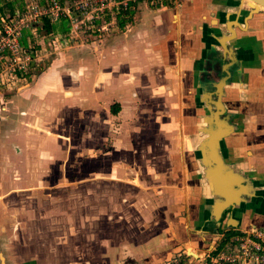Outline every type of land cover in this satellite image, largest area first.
I'll return each mask as SVG.
<instances>
[{"label":"crops","instance_id":"obj_1","mask_svg":"<svg viewBox=\"0 0 264 264\" xmlns=\"http://www.w3.org/2000/svg\"><path fill=\"white\" fill-rule=\"evenodd\" d=\"M249 10L239 0H184L176 9L140 0L116 22L118 33L56 50L53 64L14 96L18 114L9 130L20 145L9 143L11 164L0 167V187L44 191L87 183L94 186L87 199L105 201L81 215L48 212L53 196L24 198L19 216L3 202L7 218L43 224L28 235L30 243L42 240L43 256L28 257L8 241L0 264H204L213 245L222 247L240 230L264 229V9ZM65 21L43 27L62 34ZM66 110L72 136L57 131ZM212 130L225 133L217 141L218 184L206 156ZM69 150L88 166L83 176L74 167L77 176L64 182L61 160ZM52 157L61 170L53 180L59 168L51 170ZM217 186L237 202L216 211L224 200ZM83 222L86 240L97 247L93 261L76 247L74 259L52 260ZM100 224L114 242L110 232L94 240Z\"/></svg>","mask_w":264,"mask_h":264},{"label":"rangeland","instance_id":"obj_2","mask_svg":"<svg viewBox=\"0 0 264 264\" xmlns=\"http://www.w3.org/2000/svg\"><path fill=\"white\" fill-rule=\"evenodd\" d=\"M68 1V0H67ZM144 3H147L146 0H142ZM33 2L35 4L43 3L44 0H0V16L3 15H12L15 13V11H20L24 7L25 3ZM61 2H66V0H61ZM184 2V0H183ZM182 2V3H183ZM153 6V5H151ZM178 8V7H177ZM176 9V8H171ZM128 12V11H127ZM126 13H119L123 14L122 16L126 15ZM114 13H108V14H101V17L98 18L99 20L96 24V26L103 25V28H100L99 30H95V27H92L90 29H86L87 27L82 26L80 29H76L75 33L70 32V26L68 24V21L66 20L63 24L64 27L60 29L59 31H62V34H48V32L45 31L43 27V20L45 18H39L33 23V34L31 33L30 29H25L22 32L23 37L25 38V41L23 45H26L27 39L30 38L29 45L31 47V50L35 51V56L32 60V64L30 65L29 69L21 75L18 76H12L14 78L10 79L7 75L3 76L2 82L0 83V167L1 168H7L10 163V159L6 156L9 152H11V147L9 144L11 141L16 143L17 145H20L17 140V136L12 135V130H9V127L13 129V117L12 115L18 114L14 113L13 106H16L15 103H18V101L14 100L15 94H19V91L23 88L21 86L29 83L33 77L36 76L40 71L44 70L46 67H50L54 62L55 56L58 55L56 53V50L61 47H68V46H76L79 41H90L93 40L94 37H96V40H102L105 33L109 32H116L118 33L120 31L119 28H116V20ZM122 18V17H121ZM43 19V20H42ZM47 19V18H46ZM111 19L114 21L111 23ZM49 22H53L49 19H47ZM56 21V20H55ZM84 24H86L84 22ZM88 25V24H87ZM111 25V26H110ZM60 27V26H59ZM57 27V28H59ZM111 29V30H110ZM30 32V33H29ZM11 107V108H10ZM144 107V106H143ZM71 110L65 111L66 119L63 123L59 124L58 130L65 134L66 131L72 135H74L73 131L76 129V127L73 125L70 126L69 123L72 122L71 117ZM22 115L23 113H19ZM24 115V114H23ZM22 115V116H23ZM11 120V121H10ZM10 121V122H9ZM68 123V124H67ZM11 125V126H10ZM66 130H65V128ZM35 128V127H34ZM9 132V133H8ZM15 140L17 142H15ZM81 147V146H80ZM66 149V148H65ZM74 156V150L65 152V155L63 157V160H61V163H63V169L64 172L62 173V177H64V182L69 181L71 182L73 178H75L78 174L81 176L86 175L83 170L87 169V158L86 157H79ZM21 158H16V160H20ZM37 161H33V166L36 165ZM11 164V163H10ZM59 162L56 160L55 157L51 158V170L53 172L55 171V167L59 168L57 166ZM18 165H21V162H18ZM77 166V167H76ZM50 167V165H49ZM78 168L80 173H77L78 170H74L73 168ZM48 169V168H47ZM82 169V172H81ZM55 175H52L50 177L51 180L55 179L56 177L59 178L61 175L58 176V170ZM61 171V170H60ZM38 172H35L37 175ZM77 173V175L75 174ZM35 174H32V179ZM50 175V174H49ZM2 177V174H0V179ZM20 180L19 183H23V180L25 178L24 174H19ZM37 177V176H35ZM63 179V178H62ZM77 180V179H75ZM19 186V185H17ZM22 186V185H21ZM111 188L114 189V187L111 186ZM131 188H129V191ZM94 186H88L87 183H82L78 188L71 189L70 186L66 188L64 186L63 188H48L46 190L42 189H36V190H29V189H23L22 187H12L10 185H4L0 187V247L5 248L8 244V241L12 243V247H20L23 246V249L21 250L22 253L25 255V253L28 255V257L33 256H43L41 252L43 249H40L39 246L42 243V240H39L38 236H34V238L31 239V243L29 242L30 237L29 231H36L41 228V225H43L40 221H24L23 219H13L11 217L8 218L5 216L7 211V204H2L3 202L10 203V205L14 208V211L17 212V215L19 216L20 211L23 210L22 202L23 200L26 201L24 198H30V199H36L37 197L44 198L46 196H53V198H57L56 200L51 201V203H48L46 205L48 212L50 213H69L71 214L73 211L77 214H87L88 213V205H100L101 202L105 201V199H101L100 202L91 201L87 199V195H94ZM118 190V189H116ZM108 196V194H106ZM117 196V194H115ZM113 197V196H111ZM80 201L79 204H77ZM21 202V203H20ZM20 203V204H19ZM120 203V202H119ZM52 206V208L50 207ZM118 207L119 205L116 204ZM115 206V207H116ZM30 208L33 209L32 206L25 205L24 208ZM35 207V206H34ZM35 211V210H34ZM36 212V211H35ZM22 214V213H21ZM85 219V217H83ZM30 225V226H29ZM59 225V223H57ZM79 225V236L75 237L73 240L71 237H65L63 238L64 242L63 245H60L59 248H62L63 250H66L63 253H54L52 255L51 259H58V260H72L74 257L77 256V254H73L72 250L80 249V256L84 260L90 259V261H93V249L97 248L95 247V243L90 244L88 243L87 239V231H88V222H83ZM52 226L54 228H58L54 223H52ZM29 227L31 229H29ZM103 224H100L97 227V230L100 231L95 235L94 240L103 239V237L107 236L109 232L111 233V242H114L116 238H112L113 231L106 229H103ZM115 228H118V226H115ZM53 231V230H52ZM58 232V229L54 231V233ZM52 233V232H49ZM47 239V238H46ZM44 241L45 244H49L48 240L52 239L48 237V239ZM39 240V241H38ZM27 248L25 245H27ZM30 245V246H29ZM75 245V246H74ZM76 247V248H75ZM88 250H90V253H88ZM101 250V248H100ZM18 251V250H17ZM97 252V251H96ZM90 257V258H89ZM2 255H0V263H1ZM69 260V261H70Z\"/></svg>","mask_w":264,"mask_h":264},{"label":"built area","instance_id":"obj_3","mask_svg":"<svg viewBox=\"0 0 264 264\" xmlns=\"http://www.w3.org/2000/svg\"><path fill=\"white\" fill-rule=\"evenodd\" d=\"M140 0H44L43 3H25L20 11L12 15L0 16V83L3 76L10 79L24 74L32 64L35 51L31 50L29 39L21 42L22 32L30 29L39 18L51 21L65 19L70 32L82 26L99 30L96 26L101 14H118ZM156 7L177 8L183 0H146ZM84 22L86 24H84ZM88 24V25H87ZM82 25V26H81ZM14 76V77H12ZM204 264H264V229L248 228L231 236L222 247L215 244L203 256Z\"/></svg>","mask_w":264,"mask_h":264},{"label":"water","instance_id":"obj_4","mask_svg":"<svg viewBox=\"0 0 264 264\" xmlns=\"http://www.w3.org/2000/svg\"><path fill=\"white\" fill-rule=\"evenodd\" d=\"M239 2L242 5H245L248 8H250V10L248 11V14H250L251 12L254 13L261 8L264 9V0H239ZM215 96H217V93H215ZM219 111H220V109L214 111L213 112L214 115L217 114V112H219ZM224 134L225 133H223V131L212 130L211 132L208 133L207 140L205 141L206 148H207V155L206 156L210 158V161L213 164L212 172H214V173H212V177L216 181V183L218 182L216 173L219 170H221V168H222V161H221V159L217 153V148H218L217 147V141H218V139L222 138L224 136ZM216 191L218 194H220L224 198L223 201L218 202L215 205L216 211H218L220 208L224 209L230 205H233L235 202H237L236 197L232 196L231 194L225 193L221 189V187L217 186ZM237 193L238 192H233L234 195Z\"/></svg>","mask_w":264,"mask_h":264},{"label":"trees","instance_id":"obj_5","mask_svg":"<svg viewBox=\"0 0 264 264\" xmlns=\"http://www.w3.org/2000/svg\"><path fill=\"white\" fill-rule=\"evenodd\" d=\"M122 15L123 14H116L115 15V20H116V22H117V24L118 25H121L122 24ZM43 25H44V27L46 28V30H49V21L45 18L44 20H43ZM117 105L116 104H112L111 106H110V111H111V113H115L116 112V109H115V107H116Z\"/></svg>","mask_w":264,"mask_h":264}]
</instances>
